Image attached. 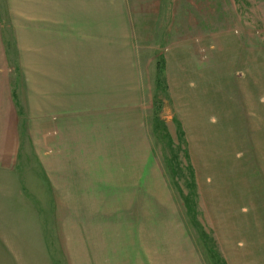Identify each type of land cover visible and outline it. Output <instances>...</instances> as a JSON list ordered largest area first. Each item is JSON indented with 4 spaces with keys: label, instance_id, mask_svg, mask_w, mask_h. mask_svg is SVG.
<instances>
[{
    "label": "rangeland",
    "instance_id": "obj_1",
    "mask_svg": "<svg viewBox=\"0 0 264 264\" xmlns=\"http://www.w3.org/2000/svg\"><path fill=\"white\" fill-rule=\"evenodd\" d=\"M125 14L134 25L128 44L118 40L124 29L115 26ZM91 21L96 28L86 26ZM104 21L112 27H100ZM58 30L75 33L59 43L47 34ZM104 31L111 42L98 38ZM174 41H190L201 57L212 55L213 68L219 63V134L200 138L199 126L180 123L174 113L163 75V52ZM59 51L84 53L74 62L85 68L96 64L97 102L105 93L116 100L126 91V65L134 61L150 144L175 203L177 233L192 258L264 264V0H0V78L19 141L8 163L27 195L39 194L42 178L27 121L40 111L46 54ZM92 54L94 61L87 59ZM221 70L250 78L236 84ZM216 102L209 96L208 107ZM194 103H184L181 118H190Z\"/></svg>",
    "mask_w": 264,
    "mask_h": 264
},
{
    "label": "crops",
    "instance_id": "obj_2",
    "mask_svg": "<svg viewBox=\"0 0 264 264\" xmlns=\"http://www.w3.org/2000/svg\"><path fill=\"white\" fill-rule=\"evenodd\" d=\"M121 18L115 24L124 29L118 40L128 44L134 25L127 14ZM99 26L110 29L112 24ZM65 33L75 32L47 34L60 43ZM108 37L104 31L98 38L111 42ZM46 55L40 111L27 121L42 177L39 194H23L8 163L19 148L17 119L0 78V264H199L177 233L175 203L150 144L134 61L126 65V91L115 102L111 93L97 102L94 62L77 65L74 60L86 56L76 51ZM201 56L190 41H174L163 52V75L180 123H195L206 139L208 133L219 134L222 79L219 63L212 67V55ZM224 72L236 84L250 78L243 71L237 76ZM213 95L216 107H208ZM194 101L198 104L190 118H181L184 103L193 108ZM211 121L215 127L207 126Z\"/></svg>",
    "mask_w": 264,
    "mask_h": 264
}]
</instances>
